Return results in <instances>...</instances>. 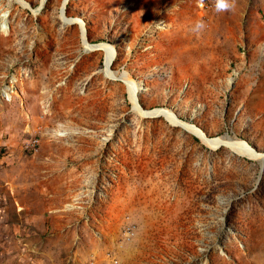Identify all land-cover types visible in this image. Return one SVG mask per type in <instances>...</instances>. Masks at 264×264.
Masks as SVG:
<instances>
[{
  "label": "rangeland",
  "instance_id": "rangeland-1",
  "mask_svg": "<svg viewBox=\"0 0 264 264\" xmlns=\"http://www.w3.org/2000/svg\"><path fill=\"white\" fill-rule=\"evenodd\" d=\"M201 1L71 0L110 80L63 0H0V264H264L262 163L122 81L264 153V0Z\"/></svg>",
  "mask_w": 264,
  "mask_h": 264
},
{
  "label": "bare ground",
  "instance_id": "bare-ground-1",
  "mask_svg": "<svg viewBox=\"0 0 264 264\" xmlns=\"http://www.w3.org/2000/svg\"><path fill=\"white\" fill-rule=\"evenodd\" d=\"M25 8H29V5L24 2V0H15ZM46 0H41V2H45ZM71 0H63L60 15L67 25H79L82 27L83 30V39L82 44L84 46V49L86 51H98L103 50L105 54L104 59V65H105V72L106 76L110 80H116L117 76L112 72V66L114 63L115 58V48L112 45V43L108 42H100V44L92 45L88 42L86 39V24L85 20H81L77 17H68L66 14L67 7ZM197 7L202 11H208L211 12L214 7L219 10L220 7V0H204L197 4ZM2 8V6H1ZM215 9V10H216ZM32 10V9H31ZM41 8L36 9L35 13L40 12ZM5 19L6 16L3 14H0V32L2 30H5ZM89 53V52H88ZM122 79V78H121ZM124 83L126 84L127 91L129 93V97L131 99V102L133 104V110L140 113L143 116H162L164 117L168 122L175 126H180L182 128L187 129L188 131H191L192 133L196 134L200 137V139L207 145L211 147H218L222 145H227L228 147L232 148L235 152L246 155L249 157H252L254 159L259 160L262 163V167H264V153L258 152L254 147L250 145L247 141L239 138H232V137H226L222 138L219 136L216 137H210L208 136L200 127L195 125L194 123L187 122L183 119L178 118V116L175 114L174 110L168 109V108H154V109H142L138 104V95L142 94L144 92V86L140 82H136L131 78H123ZM234 83V79H229V85H232ZM7 92V91H5ZM7 94V93H6ZM10 98L11 96L8 95ZM231 136V135H230ZM38 144L36 140L32 141V143ZM37 148V146H36Z\"/></svg>",
  "mask_w": 264,
  "mask_h": 264
},
{
  "label": "built area",
  "instance_id": "built-area-1",
  "mask_svg": "<svg viewBox=\"0 0 264 264\" xmlns=\"http://www.w3.org/2000/svg\"><path fill=\"white\" fill-rule=\"evenodd\" d=\"M206 13H209L208 11H206ZM32 148L36 150V142L31 144ZM136 227L135 225H133L132 223H127L125 225V239L128 240L129 242L132 241L135 236H136Z\"/></svg>",
  "mask_w": 264,
  "mask_h": 264
},
{
  "label": "snow or ice",
  "instance_id": "snow-or-ice-1",
  "mask_svg": "<svg viewBox=\"0 0 264 264\" xmlns=\"http://www.w3.org/2000/svg\"><path fill=\"white\" fill-rule=\"evenodd\" d=\"M221 6H223V5H221Z\"/></svg>",
  "mask_w": 264,
  "mask_h": 264
}]
</instances>
